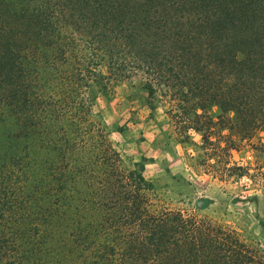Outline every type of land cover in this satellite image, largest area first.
Returning <instances> with one entry per match:
<instances>
[{
    "label": "trees",
    "instance_id": "16d2710c",
    "mask_svg": "<svg viewBox=\"0 0 264 264\" xmlns=\"http://www.w3.org/2000/svg\"><path fill=\"white\" fill-rule=\"evenodd\" d=\"M134 77L231 169L235 143L209 134L264 127V0H0V264H264L235 229L153 208L122 166L86 88Z\"/></svg>",
    "mask_w": 264,
    "mask_h": 264
},
{
    "label": "rangeland",
    "instance_id": "374dc122",
    "mask_svg": "<svg viewBox=\"0 0 264 264\" xmlns=\"http://www.w3.org/2000/svg\"><path fill=\"white\" fill-rule=\"evenodd\" d=\"M86 91L92 99L91 117L105 128L122 166L138 169L153 184V208L209 216L264 250V127L243 137L226 122L213 125L211 139L222 145L233 140L235 148L229 151L231 169L209 167L208 157L217 155L209 144L203 145L205 132L189 129V138L180 137L167 99L158 92L150 97L140 79L114 83L109 93L92 83ZM207 112L217 121L222 111L212 106Z\"/></svg>",
    "mask_w": 264,
    "mask_h": 264
}]
</instances>
